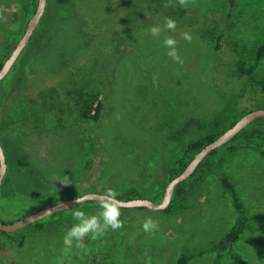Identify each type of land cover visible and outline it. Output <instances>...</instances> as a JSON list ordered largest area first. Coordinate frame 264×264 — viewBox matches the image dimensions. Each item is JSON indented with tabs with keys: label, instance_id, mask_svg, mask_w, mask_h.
<instances>
[{
	"label": "rangeland",
	"instance_id": "rangeland-1",
	"mask_svg": "<svg viewBox=\"0 0 264 264\" xmlns=\"http://www.w3.org/2000/svg\"><path fill=\"white\" fill-rule=\"evenodd\" d=\"M173 1L174 8L164 9L163 14L143 0H72L68 5L48 0L36 40L21 54L13 70L9 94L14 92L19 97L25 93L27 85L20 81L28 76L27 69L31 66L33 73L34 69L40 70L48 73L49 78L44 88L42 80L39 84L37 80L36 86H41L27 94L48 108L56 96L67 99L73 112L71 118L64 117L54 128L7 125L6 135L11 137L7 139L0 133L9 160L4 177L9 181L2 189L3 180L0 196L15 198L19 195L20 198V203L6 201L0 206L2 220L16 222L87 192L92 183L108 171L110 158L120 160L134 155L142 161L147 158L148 153L142 156L139 149L142 143L136 139V132L141 130L136 127L143 122L144 125L154 123V120L152 115L150 120L145 117L140 120L141 110L138 109L146 105L147 96L141 95L146 85L140 75L150 72L155 81L159 77L164 83V51H159L158 39L149 29L162 28V18L165 22L169 17L166 13L175 9L177 16L185 14L179 17L175 31L183 32L188 23L200 21H206V27L214 29L201 39L205 25L200 23V32L191 34V43L177 39L183 67L189 71L193 68L191 72L202 81L208 82L210 76L216 75L214 48L217 35L224 33L221 59L225 65H220L219 71L228 78L220 82L228 99L233 98L232 91L240 93L242 81L237 78V65L241 61L252 64L256 49L264 41V0H235L234 6L231 0H195L187 8ZM20 3L21 0H0V63L12 53L22 37L24 24L32 15V4L28 3V11H23ZM100 3L108 4L121 14L118 24L114 25L117 16L107 14L105 6L99 7ZM135 3L134 12V7L130 6ZM83 6L87 8L85 12L81 9ZM166 58L173 61L168 55ZM44 89L50 92L45 100ZM80 91L100 94L103 109L98 121L81 119ZM0 92H4L2 88ZM201 94L204 97L200 98L201 106L204 103L209 108L221 107L223 100L215 98L210 90L202 88L201 93L200 88ZM211 94L215 101L209 98ZM261 104L244 101L238 106L262 109ZM55 113L61 116L59 111ZM123 123L135 128V139ZM144 163L148 171L158 168L157 162L155 165ZM226 167L248 206L250 225L232 249L209 252L191 264H264V158L251 150L229 156ZM65 176L70 179L68 185L61 183ZM134 185L139 184L133 179L125 187L134 188ZM149 185L144 183L135 188L141 192L160 189L156 184ZM81 205L35 222L41 228L39 232L29 233V227H25L3 234L5 240L13 242L0 250L2 259L8 264H105L108 258L115 260V264H176L184 249L217 240L236 219L229 194L221 188L216 176H211L171 212L121 207L124 227L116 231L109 229L96 240L85 237L83 243L87 251L76 248L75 242L71 247L66 246L64 236L42 231L57 221L73 219L72 213L77 209L87 213L94 207ZM148 217L158 221L159 231L143 230ZM23 239L25 244L21 246ZM16 250H20L21 259L25 255L24 262L20 261Z\"/></svg>",
	"mask_w": 264,
	"mask_h": 264
},
{
	"label": "trees",
	"instance_id": "trees-1",
	"mask_svg": "<svg viewBox=\"0 0 264 264\" xmlns=\"http://www.w3.org/2000/svg\"><path fill=\"white\" fill-rule=\"evenodd\" d=\"M39 1L40 0H21L20 6L23 11H28L27 4H32L33 9L31 17H33L37 11ZM143 1L148 3L150 8H154L163 14L164 9L168 10L169 8V10H171L175 6V1L173 0V6L168 8L164 7L167 0ZM57 2L60 5H68L72 0H57ZM231 3L232 6H234L235 0H231ZM104 6L107 14L117 16L114 25L118 24L121 19V14L118 11L113 10L108 4L106 6V4L100 3L99 7L103 8ZM133 7L135 12V7L137 8L136 3L130 6V8ZM81 9L84 12L87 10L85 6ZM166 14L178 24L180 22L179 17L185 16L183 13L180 16H177L178 12L175 9L171 11V13ZM31 17L24 24L22 37L32 19ZM162 19L163 26L161 28V35L155 38L158 39L156 45H160L159 51L161 53L164 51L165 55L164 83L161 81V78L159 80V77L155 81V78L150 72L149 74L142 72L143 75H140V78L144 80L146 85L145 92L144 94L141 93V95L147 96L145 97L146 105L138 109L139 111L141 110L140 117H142L139 118L140 120L145 118L150 120L151 117L149 116L152 115L154 123L150 122V124L144 125L145 122H143L144 124L141 123L142 126H137L136 128L141 130V132H136V139L138 142L142 143L141 148H139L142 156L146 153H148V156L147 158L142 157L144 161L140 160L136 155L120 160L115 158L114 160H111L110 158L108 161V171L99 180L93 182L87 192H84L79 196L91 192L103 193L111 189L118 194L117 198L120 200L129 201L141 198L149 199L155 203H161L164 199L168 184L186 170L200 151L232 128L242 117L259 109V107H253L251 105L239 107L238 104L240 102L245 101L251 104L255 102L262 103L260 108L264 109V69L262 68L264 62V41L256 49L252 64L247 65V63L241 61L237 65L238 68L236 73L238 75L237 78L242 81V90L238 94L232 91L233 98L231 97L228 99L227 92L223 89L222 82H220V80L227 79L228 75L222 73L221 70L219 71L220 65H225L221 59L223 40L225 38L224 33L217 35L216 46L214 48L215 56L213 63L215 65L214 68L216 70V75L210 76L208 82L202 81L198 76L191 72L193 68L190 67L191 71H189V69L183 67V65L167 60L166 55L168 49L164 47L163 41L168 36H172L176 40L180 38L182 39V35L185 32L190 34L198 33L200 32V23L202 26L205 25V28L202 27L203 30H201L203 31L200 35L201 39H204L203 37H205V34H211L210 31L212 32L214 29H208L206 27V21H200L198 23H188L186 30L183 32H170L164 30V18ZM99 22L100 21H95V23L98 24ZM105 22L107 23L108 19L105 20ZM101 23L103 22L101 21ZM37 34L38 30L36 29L28 46L36 40L35 38ZM11 54L6 56L5 60L0 63V71ZM19 60L15 63L8 76L0 83V88L4 91L2 94L0 92V107H3V109L0 110V125L2 126L0 128V133L2 132L6 135L7 125L22 127V125L29 124L28 126H31L33 129H50L54 128L56 125L58 126L59 123L64 120V117L71 118V112H73V110L69 108L70 105L67 103V99H62L56 96V98L54 97V100L52 99L53 103L51 104V107L48 108L41 105L37 99H32V97L27 94L28 91L37 90V88L41 86H36L35 83L37 80V84L42 80L41 87L44 88V84L49 78L48 73H44L40 70L36 71V69H34V73H37L34 74L30 69L31 66L27 69L28 76L26 75L27 77L20 81L23 85H27L25 93L21 94L19 97L14 92L11 95L9 94V84L12 78V73L13 70L15 71L17 68ZM127 72L129 73V70ZM136 72H139L138 69H136ZM200 88L201 93L202 88H206L213 93L215 98L223 100L221 107L213 106L209 108L208 104L204 103H202L203 106H201L200 98L204 99V97L203 94L199 95ZM44 93L45 100L50 96V92L44 89ZM79 93L81 96L79 103L81 106L79 111L81 119L87 122L98 121L103 109V102L100 94L87 93L85 91H80ZM209 98L214 99L212 94ZM213 101H215V99ZM55 111H59L61 116L57 115ZM124 126L125 130L135 139V128L131 124H124ZM8 137L11 136H5L7 139ZM0 143L5 147L3 140H1V136ZM251 150L259 153L264 158V118H259L253 121L224 146L212 151L210 155L200 163L192 176L175 188L172 201L165 212L173 211L177 207V204L182 203L189 198V195L193 190H196V188L203 185L209 177L216 176L221 188L229 194L236 215L233 226L220 238L209 242L205 246L195 248L188 247L184 249L182 254L178 257L176 264H191L192 261L209 252L232 249L247 231L250 225L249 209L240 193L236 181L228 172L226 164L229 156ZM6 156L8 160L7 153ZM153 158H156L157 160H153ZM144 162L148 165H155V162H157L158 168L156 170L154 168L152 171H148L149 168L146 167ZM133 179L139 185H134V188L125 187V185H127L130 180L133 181ZM8 181L9 178L4 180L2 189H4ZM144 183H150L148 187L156 184L160 189L154 191L153 188L152 190H148V192L146 190L141 192L139 188H135L143 186ZM11 197L14 196L4 197L1 195L0 206L4 205L6 201H10L14 204L20 203L19 195L15 198ZM87 205L94 206L87 210L88 214H96L98 212V201H88L81 206ZM4 223L7 222L4 221ZM75 223H77V221L74 220V218H67L64 221H57L56 223L51 224V227L45 226L42 231L52 233V235L57 234L64 236L66 234L65 229L70 228ZM27 227H29V233H36L41 230L38 223H33ZM3 234L8 235V233L0 230V250L6 248L9 242H13L10 239H8V241L5 240ZM20 244L21 246L25 244L24 239L21 240ZM16 255L20 258V250H16ZM24 256L25 255L23 254V259L20 258V261H25ZM2 258L3 257L0 254V264H8L7 260ZM28 262L33 261L28 260ZM115 263V260L108 258L106 259L105 264Z\"/></svg>",
	"mask_w": 264,
	"mask_h": 264
},
{
	"label": "water",
	"instance_id": "water-1",
	"mask_svg": "<svg viewBox=\"0 0 264 264\" xmlns=\"http://www.w3.org/2000/svg\"><path fill=\"white\" fill-rule=\"evenodd\" d=\"M48 0H40L39 5L37 8V11L35 15L30 20L28 27L19 41L18 45L14 49L11 56L7 59L5 62L3 68L0 71V83L7 77V75L10 73L11 69L21 56V54L24 52L28 44L30 43L38 25L40 24L46 8H47ZM264 118V109H256L249 114L242 117L232 128H230L228 131H226L222 136H220L217 140L212 142L211 144L207 145L202 151H200L196 157L193 159V161L190 163V165L186 168V170L173 179L166 189L164 199L161 203H155L149 199H133L129 201L120 200L122 202V208H149L153 210L163 211L166 210L173 198L175 188L182 182L189 179L192 174L195 172L197 167L200 165V163L208 156L210 153L222 146H224L226 143H228L233 137L238 135L243 129H245L248 125H250L253 121ZM8 170V162H7V156L4 150L3 145L0 143V189L1 185L3 183L4 177ZM102 193H87L82 196L87 195L89 199H87L85 202L88 201H98L99 202V196ZM76 198L67 199L64 201H61L57 204L48 206L46 208H43L27 217H24L23 219H20L16 222L12 223H4V221L0 217V230L4 231L6 233H12L15 231H18L20 229H23L41 219H44L46 217H49L53 214L59 213L64 210H69L72 208H75L79 206L78 204H75L74 201ZM81 203V204H83ZM80 204V205H81ZM59 205H63V207H59Z\"/></svg>",
	"mask_w": 264,
	"mask_h": 264
},
{
	"label": "clouds",
	"instance_id": "clouds-1",
	"mask_svg": "<svg viewBox=\"0 0 264 264\" xmlns=\"http://www.w3.org/2000/svg\"><path fill=\"white\" fill-rule=\"evenodd\" d=\"M178 4L184 8H187L190 3L194 4L195 0H177ZM173 6L172 0H167L164 4L165 8ZM2 18V17H0ZM177 22L169 17L165 18L164 30L175 32ZM150 34L153 37H159L162 29L160 26H153L149 29ZM182 39L188 43L192 42V36L190 33L185 32L182 35ZM164 47L168 49L167 55L172 58L176 63L183 64L177 44L178 41L172 36H168L163 41ZM64 185L70 184V179L65 176L64 181L61 182ZM118 194L109 189L99 196V210L96 214H88L83 210H75L72 215L77 223L73 224L70 228L65 229V235L63 242L66 246H73L84 251H87L86 245L83 243L85 237H91L92 240L98 239L105 234L109 229L116 231L124 227L121 217L122 202L117 198ZM89 199L87 195L78 196L74 201L75 204L80 205L84 201ZM63 207V205H59ZM142 228L145 232L151 233L159 231L158 221L153 220L151 217L145 219Z\"/></svg>",
	"mask_w": 264,
	"mask_h": 264
}]
</instances>
